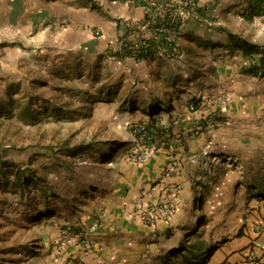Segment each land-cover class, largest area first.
I'll return each instance as SVG.
<instances>
[{
    "label": "rangeland",
    "instance_id": "1",
    "mask_svg": "<svg viewBox=\"0 0 264 264\" xmlns=\"http://www.w3.org/2000/svg\"><path fill=\"white\" fill-rule=\"evenodd\" d=\"M33 1L0 0V264H67L68 229L91 250L111 181L159 146L182 173L154 222L169 264L188 254L193 264L206 240L224 238L218 220L243 216L248 192L264 202V128L250 129L247 96L238 113L229 84L205 82L217 70L200 55L167 64L168 79L75 57L58 45L60 21L37 18Z\"/></svg>",
    "mask_w": 264,
    "mask_h": 264
},
{
    "label": "crops",
    "instance_id": "2",
    "mask_svg": "<svg viewBox=\"0 0 264 264\" xmlns=\"http://www.w3.org/2000/svg\"><path fill=\"white\" fill-rule=\"evenodd\" d=\"M35 1L38 2L34 9L37 18L60 21L58 45L94 64L101 57L106 63L119 64L128 70L137 68L142 77L168 79V65L178 64L176 60H185L189 55L197 61L200 55L201 66L213 65L217 70L216 76L205 77V82L212 80L218 86L229 84L234 93L232 99H237L236 111L244 110L245 100L249 104V117L253 118L250 129L264 128V121L261 124L256 121L257 117L264 116V76L243 73L242 69L253 63L251 57L228 46L231 35L264 48V17L245 21L241 14L247 6L246 0H194L195 15L167 18L160 26L163 30L156 32L157 41H164L163 46L173 55L165 57L151 52L140 60L135 59L140 51L136 49L133 53L132 48L154 35L152 27L144 22L146 2L143 0ZM152 1L173 5L176 0ZM94 31L100 35L95 36ZM165 36L173 41H166ZM122 69L127 74L128 70ZM244 96L247 98L242 100ZM236 111L232 109L235 114ZM151 155L142 168L111 181V188L106 191L108 198L103 203L105 211L98 215L96 229L87 234L91 250L84 249L80 243L70 244L64 251L67 264H169L170 254L162 246L164 226L158 221L146 225L135 203L139 201L142 206L154 209L168 184L177 181L182 170L179 163L172 167L168 152L160 146ZM248 193L245 195L248 199L237 202L244 211L243 216L233 217L228 226L218 220V235L224 238L206 240L200 252L193 255V264H242L256 223L261 224L262 231L253 241L251 251L264 257V202L257 203L255 194ZM185 257L180 264H186L189 254Z\"/></svg>",
    "mask_w": 264,
    "mask_h": 264
},
{
    "label": "built area",
    "instance_id": "3",
    "mask_svg": "<svg viewBox=\"0 0 264 264\" xmlns=\"http://www.w3.org/2000/svg\"><path fill=\"white\" fill-rule=\"evenodd\" d=\"M143 1L146 2L144 5V22L147 26L152 27V30H154V32L152 31V34L154 35L152 36V39H145L139 43L138 47H133V53H136L134 51L138 49L140 52H157L164 56H172L173 53H169L166 47L156 43V32H160L161 30H163L160 26L164 24V21L167 18H181L185 14L191 16L195 15L194 0H176L173 5H158L154 4L152 0ZM93 34L95 36H99L100 32L94 31ZM164 39L166 41H173L170 36H165ZM135 205L138 206L141 217L145 224L149 226L152 225L155 219L154 210L149 207L142 206L139 201L136 202ZM97 226L98 222L95 221L90 226V230L96 229ZM261 231L262 226L260 223H256L253 225V238L251 239V241H249L248 250L242 256V264H264V257L258 256L251 251L253 241L256 239V237H258ZM73 240H77L82 247L88 245L85 234H83L81 231H72L68 229L62 233V236L60 238V246L66 247L71 244Z\"/></svg>",
    "mask_w": 264,
    "mask_h": 264
},
{
    "label": "trees",
    "instance_id": "4",
    "mask_svg": "<svg viewBox=\"0 0 264 264\" xmlns=\"http://www.w3.org/2000/svg\"><path fill=\"white\" fill-rule=\"evenodd\" d=\"M246 2L247 6L241 14L245 21L251 22L256 17H264V0H246ZM230 40V44H228L230 48L239 49L243 56L251 57L253 61V63L244 70L245 73L264 76V48L249 44L240 38H233L231 35ZM156 43L165 46L164 41H160V43L156 41ZM150 53L151 52H138L135 54V59L140 60Z\"/></svg>",
    "mask_w": 264,
    "mask_h": 264
}]
</instances>
